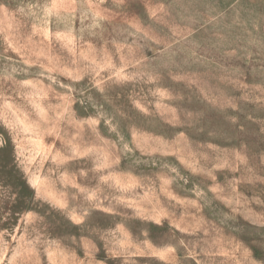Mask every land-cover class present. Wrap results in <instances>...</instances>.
<instances>
[{
    "label": "rangeland",
    "instance_id": "obj_1",
    "mask_svg": "<svg viewBox=\"0 0 264 264\" xmlns=\"http://www.w3.org/2000/svg\"><path fill=\"white\" fill-rule=\"evenodd\" d=\"M0 264H264V0H0Z\"/></svg>",
    "mask_w": 264,
    "mask_h": 264
}]
</instances>
